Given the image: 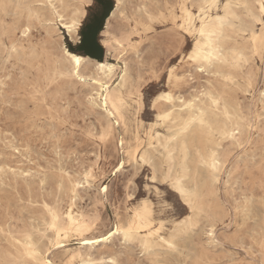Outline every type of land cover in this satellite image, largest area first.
Masks as SVG:
<instances>
[{
  "label": "rangeland",
  "instance_id": "rangeland-1",
  "mask_svg": "<svg viewBox=\"0 0 264 264\" xmlns=\"http://www.w3.org/2000/svg\"><path fill=\"white\" fill-rule=\"evenodd\" d=\"M181 1L122 0L120 13L124 15L118 13L112 19V32L120 38L127 36L130 44L122 52L129 67L131 92L125 94L130 105L123 109L122 127L88 103L91 86L60 71L56 38L61 28L48 2L0 0V264H23L26 257L20 242L28 234L48 251V207L55 209L61 220L69 206L81 213L92 224L90 238L108 235L116 224L126 225L142 201L147 200L152 208L154 201L146 184L153 171L149 164L135 162L132 154L136 146L140 151L144 148L152 126L165 132V124H151L160 122L157 112L169 108L157 97L170 92L189 99L206 89L221 92L239 109L244 131L240 144L230 139L221 142L223 166L206 202L208 215L199 216L198 227L177 241L181 249L171 252L162 247L155 257L141 251L136 241L125 242L120 234L98 245L82 246L70 231L64 247L53 248L50 256L55 264H69L68 257L78 250L97 264H110V256L118 264H264V25L253 28L255 21H248L261 40L253 49L248 32L237 38V45L245 46L249 63L233 70L232 80L225 81L218 74L200 72L196 63L188 60L193 37L181 33L175 25L179 19L168 15L170 11L179 14ZM106 2L111 3V11L115 1ZM224 2L217 1L218 12ZM248 2L255 5L253 0ZM79 3L61 0L55 5L64 17H71ZM238 12L244 17L241 8ZM25 25L29 26L26 35L21 32ZM68 43L75 46L71 40ZM177 47L183 49V63L176 55ZM87 50L95 56L85 54L90 58L117 64L111 79V84L116 83L122 66L120 53L106 51L100 41ZM172 69L170 82L168 71ZM143 78H147L143 88H150L152 95L147 103L133 104L132 93H143V88L136 87ZM152 101H156L155 108ZM107 126L111 131L101 139ZM121 162L137 173L131 191L125 171L113 175ZM89 168L94 180L80 184L73 197L67 175L82 181ZM105 185L106 193L101 190ZM128 196L134 199L127 201ZM188 214L159 207L152 210L155 225L163 224L161 231L166 234ZM211 225L214 238L209 242L206 232Z\"/></svg>",
  "mask_w": 264,
  "mask_h": 264
},
{
  "label": "bare ground",
  "instance_id": "bare-ground-1",
  "mask_svg": "<svg viewBox=\"0 0 264 264\" xmlns=\"http://www.w3.org/2000/svg\"><path fill=\"white\" fill-rule=\"evenodd\" d=\"M46 1L48 2L49 6L52 7V11L55 12L59 21L60 16L64 15L61 13L62 11L59 12L58 10H56L55 4H57L58 2L60 3L61 0ZM114 1V7L108 14L104 25L108 24L109 17L112 16L113 11H116L117 3H119L120 5L117 14L121 12L120 9L122 0ZM217 1L218 0H183L177 6L179 14L176 15L175 13L170 11L168 12V15H170L173 20H175L176 18L179 19L178 22L174 23L177 29L181 32L179 25L185 23L184 18L186 16V11H192L193 5H196L197 7L195 9V12L198 14L200 12L199 6L201 4H211L212 7L203 18L204 23L208 27L209 31L220 29L221 21L218 20L217 17H227V19H225L223 22L222 29L225 38L221 40L220 44V47L222 48V57H230L233 50H243L245 52V46L239 47L237 45V38L246 32H248L249 35V44L253 47V49H256L258 42L261 40V37L256 34L255 31H253L254 29L251 28V26L248 24V21L252 20L249 16L250 12L255 15L256 19H258L255 11L257 10V14L260 15V0H253L255 4L254 6L249 4L248 0H225V2L220 7V12L216 10L218 8ZM181 4L186 5V10L179 7V5ZM225 4L231 5V7L226 10ZM244 4L249 5V8L246 9L243 7H237V5ZM238 8H241L243 10L244 17L239 14ZM29 9L30 8H28V11ZM2 10L5 9L2 7ZM34 15L37 16V13L34 12ZM236 17H239V19H237ZM65 19H67L69 23L71 22V17H65ZM199 25L200 21L198 19L196 21L197 36L195 37V39L193 38L192 47L188 53V56L192 53L193 48L196 46L197 40H200V37L198 35ZM58 28H62V24ZM26 29L28 31L29 26L25 25L21 32L25 33ZM103 32L104 27L101 30L100 35ZM254 34L257 37L255 43H253L252 41V37ZM110 37L113 41L111 47H106L103 40H100V44L106 49V51L113 50L120 53L119 58L122 61V66L119 67L120 74L118 76V81L114 84H111V79L116 74V71L118 69L117 64L108 62L106 60H95L88 56H84V59L88 62L83 63L81 66H79V68H76L75 66L72 67V71L78 73L80 77H83V80L76 79L75 77L72 78L75 81L81 82L83 84L86 83L91 86V90L87 94V101L92 107L101 109V113L108 121L111 118H114V122L117 125L120 123L122 127H125L123 109L126 106H121L120 101L123 100L125 105H130L125 94L126 92L127 94H130L131 92L129 91L128 86L130 79L129 67L125 61V58L123 57L124 54L122 52L130 47V44L129 38L127 36L125 38H120L116 36L112 32V30L110 32ZM204 43L205 41L201 40V44L203 45ZM192 62L196 63V66L199 68L204 67L205 71L207 72L218 74L225 81H230L232 80V77H234L233 70H235L236 68H233L230 63L215 61L211 65H209L207 62ZM101 64L104 65L103 68L99 67V65ZM59 68L62 72L69 71L68 66L62 59ZM169 96L171 97V99L168 98ZM90 97H94V100H90ZM105 97H107V105L105 104ZM159 97L163 98L165 102L169 104V108L165 111L157 112L156 116L167 118L160 119V122H152L151 124H165V132L162 133L158 130H154V126H152L151 130L146 133V145H144V148L141 151L138 146L135 147L132 154L133 159L135 162L139 160L142 163V161L138 157H147L150 161L149 165L151 166L152 171L155 170L156 173L161 174L163 177L165 175H168L169 171H171L173 179L184 178L186 185L196 194L197 206H203V208L206 210L207 199L214 193V185L218 181L219 174L223 166L221 142L225 139H230L232 142L240 144V137L242 135V132L244 131V125L242 124L243 117L239 113V109L235 105H233L221 92L213 91L211 89L204 90L200 93V95H192V97L189 99H184L181 96H174L170 92H165L159 95ZM154 100H156V98ZM213 101H218V103H213ZM113 105H116V107H113ZM186 105H191V107L186 108ZM105 107H107V111L105 110ZM193 116L197 117V123L186 126L187 121H189ZM200 119L204 121L203 124L199 123ZM107 127L108 128L106 132L102 133V136L104 137L109 135L112 128L111 126ZM156 153L159 156H157ZM213 153H215V159L219 161L218 167L215 172H213L212 168L210 167L213 162ZM205 161L207 163H205ZM94 178L95 177L91 168L86 169L83 172L82 181L78 178H71L68 174V184L73 197L76 195V189L80 184L86 183L89 185L90 182L94 180ZM61 186H63V184H61L60 182V187ZM47 209H52L58 214V212L51 207H48ZM135 213L136 210L132 211L130 219L127 221L126 225L123 226L120 224H116L112 232L115 234H120L124 239L122 232H116L117 225H120L125 229L128 228V226L133 223ZM188 215H192L191 211H189ZM195 215L196 217L200 216L199 213H196ZM69 216H71V219H69ZM184 219L185 217L177 221L172 230L166 234L161 231L162 224L156 226L154 223V218L151 217V219H148L144 222L152 225L151 231L153 233H155L159 229V235L150 237L148 231H146L143 226L144 222H142L140 218H136L134 227L139 228V234L133 241L137 242V245L139 246L141 251L156 257L158 255L157 249L163 247L169 250L167 248V245L162 242L161 237L163 238V240H171V238L175 236L177 238L176 243L177 241H179V239L184 237V235L186 234L185 225L181 224V221H183ZM51 222L52 217L49 214V219L46 225L47 230L51 232L49 242L54 245L55 243H57V238L56 234L48 228V225L51 224ZM85 226L91 229L92 224L88 220H86L81 213L75 212L73 208L69 206L65 211L64 218L62 220L59 219L58 231L70 229V231L76 233L77 229H82ZM209 230L213 231L212 225L210 226ZM88 234L90 233H85V239H100L90 238L88 237ZM28 237L32 236L28 234L24 238L23 242H20L24 253L29 243H37L33 239V237L31 241H29ZM64 241L65 239L62 237L59 240V243L62 244ZM145 244L149 246L151 251L145 250ZM181 247L179 248L181 249ZM89 258L91 257L84 256L82 252L78 250L70 254V256L68 257V262L69 264H85V262ZM113 259V256L109 257V260L112 261ZM92 260L95 261L94 259Z\"/></svg>",
  "mask_w": 264,
  "mask_h": 264
},
{
  "label": "snow or ice",
  "instance_id": "snow-or-ice-1",
  "mask_svg": "<svg viewBox=\"0 0 264 264\" xmlns=\"http://www.w3.org/2000/svg\"><path fill=\"white\" fill-rule=\"evenodd\" d=\"M119 7L120 5L119 3H117V9L116 11H113L112 16L109 17L108 24L103 25V19L108 15V9L111 8V3L106 2V0H80V3L76 5L75 11H73L72 13L70 23L67 19H65L64 16H60L59 21L55 22L57 24V27L62 24V28L57 34L56 43L59 45L60 58L69 68V77H75L76 79L83 80V77H80L78 73L72 71V67L75 66L76 68H79V66H81L83 63L88 62L84 59L86 49L95 47L100 40L104 41L106 47H111L113 43L110 37L111 23L113 17L116 16ZM179 7L186 10V5L181 4L179 5ZM196 7V5H193L192 11H186V16L184 18L185 23L179 25L181 33H188L195 39V37L197 36L196 21L198 19L200 21L198 30L200 40H197L196 46L193 48L192 53L188 56V60L207 62L209 65H211L215 61H221L223 63H230L233 68H236L238 70L247 65L249 63V57L243 50H233L230 57H222V48L220 47V44L221 40L225 38L222 29L223 22L225 19H227V17H217V19L221 21L220 29L209 31L208 27L204 23L203 18L206 16L212 5L201 4L199 6L200 12L198 14L195 12ZM230 7L231 5L225 4L226 10ZM237 7H243L247 9L249 8V5H237ZM259 13V20H256V17L253 13H249L250 18L255 21V23L253 24V28L264 25V0H260ZM119 14L121 16L124 15V13ZM236 18L239 19V17ZM149 19H151V17H149ZM49 23H52V21H50ZM101 25H103L104 27V32L98 36L97 32L99 31V27ZM181 33L177 34V39H179ZM24 34H27V29L25 30ZM261 35L262 37H264V28L261 29ZM256 39L257 37L254 34L252 37L253 43H255ZM69 40L74 42V47L68 43ZM201 40L205 41L203 45L201 44ZM12 50L15 51V48H13ZM175 51L181 63H183V49L177 47ZM261 56L262 62H264V39H262ZM99 67L103 68L104 65L101 64L99 65ZM199 71L204 72L205 68L201 67ZM174 72L175 69L168 71L170 82L172 80ZM146 79L147 78H143L140 80V82L136 86L137 89L143 88ZM151 95L152 92L150 88H143L142 94L139 91H134L131 97L132 103L135 104L137 101H139L141 104L147 103ZM168 98L171 99L170 96ZM159 99H161V97H157V100ZM90 100H94V97H90ZM213 103H218V101H213ZM105 104L107 105V97H105ZM120 105L127 106L124 104L123 100L120 101ZM113 107H116V105H113ZM152 107H156V101H152ZM185 107L188 108L191 107V105H186ZM105 110L107 111V107H105ZM137 111H139V108H137ZM166 118L167 117H159L158 119ZM195 123H197V117L193 116L189 121H187L186 126L193 125ZM199 123L203 124L204 121L200 119ZM100 138L104 139L105 137L101 136ZM122 143L123 142L121 141V144ZM212 156L213 162L210 167L212 168L213 172H215L218 167L219 161L215 159V153H213ZM138 158L144 165H148L150 163L147 157ZM205 163L207 162L205 161ZM121 171H125L128 190L131 191L137 173L133 169L127 168L123 162L120 163L119 168L116 169V172L113 173V175H116ZM153 186H155L154 190ZM101 190L106 193L108 191V185H105ZM146 190L152 194V200L154 201V203L152 204V208H149V202L147 200L142 201L141 204L137 206V210L133 218V223L130 224L128 228L125 229L120 225H117L116 232L123 233L125 242L133 241L139 234V228L134 227L136 218H140L142 222L151 219L152 210L156 207H159L161 209H171L175 212H178L180 215H184L186 211H191L192 215L185 216V219L181 221V224L185 225V232H191L198 227V224L195 221L198 220L199 217H196V213H199L200 216L208 215L203 206H197L196 194L186 185L185 179H173L171 171H169V174L165 175L161 179L155 172V170H153L150 176V183L146 184ZM140 195H143V193L141 192ZM133 199L134 198L132 196L127 197V201H132ZM48 211L52 217V222L48 225V228L56 234L57 243L53 245L51 242H49L48 251H44L39 243H29L24 253L26 259L23 261V264H55L50 256L52 249L64 247V245L59 243V240L62 237L64 239H67V234L70 229L58 231L60 217L54 210L48 209ZM69 219H71V216H69ZM143 226L145 230L148 231L150 237L159 235V229L155 233L151 231V224L144 222ZM161 227H163V224L161 225ZM89 231H91V229L87 226L82 229L76 230V236L78 237L79 242L84 246L98 245L101 241L107 242L115 235V233L109 231L108 235H101L99 240L85 239L84 235ZM206 235L209 238V242H211L214 238V232L212 230H208L206 232ZM28 239L29 241H31L32 237H28ZM176 239L177 238L175 236L172 237L171 240H163V238L161 237L162 242L167 245V248L171 252L179 251ZM144 248L146 251H151L147 244L144 245ZM85 264H97V262L89 258L85 262ZM110 264H118V261L113 259Z\"/></svg>",
  "mask_w": 264,
  "mask_h": 264
},
{
  "label": "trees",
  "instance_id": "trees-1",
  "mask_svg": "<svg viewBox=\"0 0 264 264\" xmlns=\"http://www.w3.org/2000/svg\"><path fill=\"white\" fill-rule=\"evenodd\" d=\"M110 11V9H108V12ZM106 18V16L104 17V19ZM101 29V26L99 27V30ZM85 54L87 55H91V56H94V54H92L89 50H85ZM86 56V55H85ZM95 57V56H94ZM99 58V57H98Z\"/></svg>",
  "mask_w": 264,
  "mask_h": 264
},
{
  "label": "crops",
  "instance_id": "crops-1",
  "mask_svg": "<svg viewBox=\"0 0 264 264\" xmlns=\"http://www.w3.org/2000/svg\"><path fill=\"white\" fill-rule=\"evenodd\" d=\"M107 18V17H106ZM106 20V19H105ZM105 23V22H104ZM89 57V56H88Z\"/></svg>",
  "mask_w": 264,
  "mask_h": 264
}]
</instances>
